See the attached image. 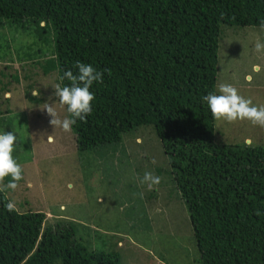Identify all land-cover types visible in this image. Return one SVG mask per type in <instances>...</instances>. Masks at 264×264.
Returning a JSON list of instances; mask_svg holds the SVG:
<instances>
[{"label":"trees","instance_id":"obj_1","mask_svg":"<svg viewBox=\"0 0 264 264\" xmlns=\"http://www.w3.org/2000/svg\"><path fill=\"white\" fill-rule=\"evenodd\" d=\"M1 19L50 28L52 43L33 40L48 55L22 58L44 75L56 70L61 86L77 61L103 73L90 88L92 113L71 128L77 151L151 126L200 264H264V146L215 142L202 100L215 93L220 26L264 27V0H0ZM7 203L0 190V264H120L114 251H88L71 225L43 227L41 211L9 212Z\"/></svg>","mask_w":264,"mask_h":264},{"label":"rangeland","instance_id":"obj_2","mask_svg":"<svg viewBox=\"0 0 264 264\" xmlns=\"http://www.w3.org/2000/svg\"><path fill=\"white\" fill-rule=\"evenodd\" d=\"M34 34L52 43L50 28L40 34L29 21L0 20V88L9 98L1 99L0 90V132L16 134L13 157L23 168L18 187L2 190L8 202L19 212L41 211L43 227L71 225L88 251H114L120 264H200L187 209L152 127L139 126L117 143L77 151L72 130L54 129L41 108L58 104L56 70L44 75L22 58L33 49L46 53L33 43ZM258 39L264 42V27L220 26L215 93L219 84H231L254 105L264 106V52L254 51ZM255 64L259 73L252 71ZM36 91L41 102L24 98V92ZM213 126L217 143L245 145L250 138L264 146V128L248 121L214 120ZM145 172L161 178L152 190L140 183Z\"/></svg>","mask_w":264,"mask_h":264},{"label":"clouds","instance_id":"obj_3","mask_svg":"<svg viewBox=\"0 0 264 264\" xmlns=\"http://www.w3.org/2000/svg\"><path fill=\"white\" fill-rule=\"evenodd\" d=\"M264 26V22H262ZM256 53L264 52V42L259 39L254 44ZM77 73L65 70L60 77L67 80L70 84L61 86L54 85V95L58 104L44 103L43 110L51 117L50 124L54 129H61L65 132L70 131L77 120L84 121L92 113V102L95 99L90 91L94 82H102L103 73L96 70L91 64L76 62ZM252 71L259 73L261 66L255 64ZM251 80V76L246 77ZM32 95L39 96V91ZM207 104L211 116L216 121L234 123L236 121H248L253 126L264 128V106L254 105L250 98H245L239 94L236 87L231 84L221 83L216 93H208L202 97ZM59 109L66 110L67 115L61 117ZM17 143V136L14 132H0V190H15L19 182L23 179V168L13 157L14 145ZM246 147H252L253 141L250 138L244 140ZM7 178V182L6 181ZM161 178L151 172H145L140 179V183L147 185L149 190L159 185ZM72 187L71 184L68 185ZM6 209L11 212L15 210V204L8 202Z\"/></svg>","mask_w":264,"mask_h":264},{"label":"crops","instance_id":"obj_4","mask_svg":"<svg viewBox=\"0 0 264 264\" xmlns=\"http://www.w3.org/2000/svg\"><path fill=\"white\" fill-rule=\"evenodd\" d=\"M48 139V138H47ZM72 148H74V147H72ZM65 218H67V216H64Z\"/></svg>","mask_w":264,"mask_h":264}]
</instances>
